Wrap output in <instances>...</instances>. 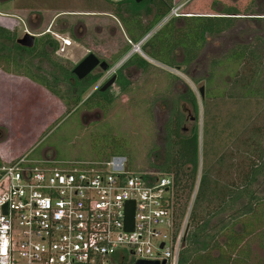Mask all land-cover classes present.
Segmentation results:
<instances>
[{
  "label": "rangeland",
  "instance_id": "374dc122",
  "mask_svg": "<svg viewBox=\"0 0 264 264\" xmlns=\"http://www.w3.org/2000/svg\"><path fill=\"white\" fill-rule=\"evenodd\" d=\"M118 1L124 7L148 2L0 0V24L16 29L18 37L25 27L34 33L48 31L51 38L54 32L70 37L73 41L71 46L66 47L63 52L54 51L51 54V59L64 69H71L86 54L92 52L111 65V72L122 66L127 59L121 63L120 61L133 48L122 22L114 14ZM172 1V7L178 4V1ZM182 1L187 3L179 9L181 14L219 15L227 8H235L232 12L238 13L234 14L237 18H233L230 26L221 33L206 34L204 46L189 65L178 64L182 59L179 47L174 52L177 66L170 67L146 58L149 66L145 70L129 64L130 67L122 69L131 78L129 86L121 91L117 85H113L109 91L112 101L104 107L93 106L94 99L89 105L82 104V101L77 105L72 102L65 105L43 86L42 88L32 80L15 74L16 69L24 70L22 67L13 69L11 63L6 64L1 60L0 73L8 74L0 80L1 146L8 151L16 146H29L26 151L29 159L53 166L105 160L114 154H123L127 157V170L155 174L159 171L152 163L159 164L163 160L166 126L171 125L176 131V114L182 113L186 118L180 130L172 132L173 148L179 150L180 135L191 137V130L195 127L199 131L198 169L194 186L192 189H182L181 186L187 179L185 173L179 174V183L174 185L178 222L182 224L187 212L190 214L204 170H207L210 180H235L236 175L257 159L250 144L253 142V135H256L257 140L261 138L257 137L260 135L257 131L262 134L264 132V97L240 96V92L233 97L228 95L233 87L232 79L237 80V83L248 82L257 74V63L255 58L246 55L240 64H236L228 55L235 50L263 54L264 0H213L211 4L204 6L191 5L188 3L190 0ZM21 7L29 9L22 11ZM146 7L148 8L143 13L144 24L156 11L153 3H148ZM17 16L22 17L25 23ZM164 23L163 19L156 23L150 37ZM132 26L129 24V27ZM188 38L192 45L197 39L195 31L189 33ZM56 42L59 47V41ZM126 46L131 47L123 52L122 50L127 49ZM141 50L148 53L149 47L141 46ZM132 54L134 62L140 56L143 57L138 51ZM162 54H165L164 50ZM34 62L42 66L43 73L67 97L68 84L63 75L58 70L54 71L48 62L41 63L36 57ZM214 62L216 66L213 65ZM55 74L59 77L56 82ZM258 74L262 80L261 85L264 86V67H261ZM93 88L94 85L82 94V100ZM188 89L197 97V118L193 115L190 101L180 98V94L186 93ZM224 89L226 91H222ZM222 92L223 95H220ZM174 107L175 113L172 112ZM191 116L193 119H190ZM26 134L31 135L32 139L27 145L24 140ZM8 139L12 141L5 143ZM261 191L264 192V181ZM177 193L179 199L176 202ZM188 216L186 232L190 221ZM249 242L251 256L248 259L245 256H234L231 264L264 263V251L250 239ZM127 260L124 264H133V257L129 254Z\"/></svg>",
  "mask_w": 264,
  "mask_h": 264
},
{
  "label": "built area",
  "instance_id": "2783aa9c",
  "mask_svg": "<svg viewBox=\"0 0 264 264\" xmlns=\"http://www.w3.org/2000/svg\"><path fill=\"white\" fill-rule=\"evenodd\" d=\"M173 6L163 21L181 14ZM56 52L72 39L53 33ZM134 51L140 44L128 40ZM114 72L113 70L108 73ZM171 174L127 170V157L62 166L22 154L0 165V264H178L186 220L178 222ZM134 202L133 227L125 228ZM6 205V212H4Z\"/></svg>",
  "mask_w": 264,
  "mask_h": 264
},
{
  "label": "trees",
  "instance_id": "16d2710c",
  "mask_svg": "<svg viewBox=\"0 0 264 264\" xmlns=\"http://www.w3.org/2000/svg\"><path fill=\"white\" fill-rule=\"evenodd\" d=\"M146 1V0H145ZM148 0L143 3H133L132 6H121L117 2L114 14L122 22L128 39L132 43H137L143 36L150 31L156 23H158L171 9L172 4L170 0L160 2L155 0ZM148 3H153L156 8L153 19L144 24L142 18V11L144 12L148 7ZM161 5V6H160ZM235 8H227L223 14L219 15H189L179 16L180 18H171L165 22L153 35L148 37L142 44L143 47H149V52H144L151 59L173 67L177 66L174 60V52L179 47L182 50V59L178 64L189 65L194 59L197 58L201 48L206 42V34L215 35L227 29L233 18L234 14H238ZM234 15V16H233ZM132 20V22H130ZM130 22V23H129ZM134 23V24H133ZM133 25L132 28L129 27ZM1 25V24H0ZM196 33L197 39L190 45L188 34ZM6 38V42L2 39ZM13 45V46H12ZM128 46V45H127ZM35 45L33 48H23L18 46L13 37L10 35L9 30L0 27V61L3 60L6 64L16 62L18 67L24 70L18 71L15 74L25 76L30 80L38 83L46 88L49 92L56 95L65 105L71 102L77 105L82 101V94L94 85L101 77V73L89 74L82 79L74 76L71 69H64L60 64L51 59V54L57 50L58 44L55 39L47 37L40 41L39 47ZM125 48L123 52L130 49ZM20 48L21 51L17 49ZM38 50L34 54V51ZM162 50L165 54H162ZM246 55H250L257 63V74L252 76L248 82H238L232 79L231 90L228 95L233 97L240 92V96H262L264 97V86L261 85L262 80L258 74L261 67H264V52L263 54L254 53L250 50L242 52L233 51L228 57L236 64H240ZM131 54L127 60L119 68V77L117 79V86L119 90H125L130 80L125 77L121 72L124 65L136 64L138 67L146 68L149 62L140 56L138 61L132 60ZM35 57L38 61L48 62L53 70H58L63 79L67 81V97L59 92L54 85L53 81L43 73V68L40 64L34 62ZM219 64V61H217ZM216 66V63L213 64ZM7 68V67H6ZM2 68L3 70H7ZM56 75V74H55ZM260 78V79H259ZM59 80L58 75L54 76V82ZM238 86V87H237ZM109 89L101 92L96 89L92 94L85 99L82 104H90L94 97L103 99L104 102H94L93 106L104 107L109 105L112 101V96ZM222 91H226L225 89ZM223 95V92L220 93ZM181 99L189 100L193 115L197 118L198 115V101L195 93L188 89L186 93L180 94ZM176 104V103H175ZM177 105V104H176ZM175 105V107H177ZM175 107L172 112L175 113ZM182 113L176 114L175 130L171 125L166 126V140L163 160L159 164L152 163L153 167L162 174H173L175 185L179 183L178 176L185 173L186 180L182 184V189L194 186V180L197 175L198 167V137L199 131L195 127L191 130L193 133L191 137H181L179 143V150L173 148V135L172 132L180 130V126L184 120ZM256 135L252 137L251 151L255 152L256 160L251 161L245 170L235 180H210L207 170L201 174L198 190L195 195L194 203L189 214V227L185 235L183 247L180 251L178 264H229L233 254L246 252L248 250L242 248L243 244L247 245V240L252 234L253 226L256 224L262 229L264 228V192L261 191L264 181V132L263 134L257 131ZM2 162L0 161V165ZM187 166V167H185ZM184 170L182 171V169ZM182 168V169H181ZM191 180V181H190ZM190 181V182H189ZM176 202L179 199V194H176ZM259 209L260 215L257 218L254 213ZM184 212V211H183ZM183 212L181 215H183ZM237 225H241L240 230L236 229ZM264 237V229L261 231ZM224 238L221 242L220 238ZM243 243V244H242ZM242 244V245H241ZM260 247L264 249V240L260 242ZM217 250L218 255L214 256L213 251ZM209 259H213L212 262Z\"/></svg>",
  "mask_w": 264,
  "mask_h": 264
},
{
  "label": "water",
  "instance_id": "95a60500",
  "mask_svg": "<svg viewBox=\"0 0 264 264\" xmlns=\"http://www.w3.org/2000/svg\"><path fill=\"white\" fill-rule=\"evenodd\" d=\"M141 1V0H136ZM152 34V30L148 31L143 38L138 41V44L142 43L145 39H147ZM17 42L21 45L32 47L34 42V35L30 33L24 34L23 37L18 38ZM134 52L133 48L124 56V58L120 61H125L132 53ZM140 53L143 55L144 58L152 60L150 57L145 55L141 50ZM97 65L100 66L102 70H107L109 68V63L105 60L100 61L98 56H96L94 53L90 52L86 54L82 60H80L72 69V72L78 79L84 78L86 75H88ZM14 69V68H13ZM116 79V75H112L105 84L100 88L101 91H104L109 86H111ZM201 94H203L202 88H200ZM4 212H6V205H4ZM133 213H134V202L129 201L127 203V210H126V219H125V228L128 230H131L133 227ZM134 264H160L157 260H136ZM162 264H164V261H162Z\"/></svg>",
  "mask_w": 264,
  "mask_h": 264
},
{
  "label": "crops",
  "instance_id": "0c3cea01",
  "mask_svg": "<svg viewBox=\"0 0 264 264\" xmlns=\"http://www.w3.org/2000/svg\"><path fill=\"white\" fill-rule=\"evenodd\" d=\"M170 1H172V0H170ZM176 1H178L177 3L178 4H176V6H180V8H183V6L185 5V3H187V1H182V0H176ZM173 2V1H172ZM213 2V0H190L188 3L189 4H191V5H200V4H203V6L204 5H207V4H211ZM155 7V6H154ZM168 14V13H167ZM167 14L164 16V17H166L167 16ZM191 15H193V14H191ZM194 15H209V14H194ZM211 15H213V14H211ZM163 17V18H164ZM162 18V19H163ZM173 18V17H172ZM169 19H171V18H169ZM168 19V20H169ZM120 20V19H119ZM167 20V21H168ZM167 21H165V22H167ZM152 30V29H151ZM153 31V30H152ZM125 34H126V36L128 37V35H127V33H126V31H125ZM129 40V39H128ZM146 40V39H145ZM144 40V41H145ZM144 41H142V43L144 42ZM141 43V44H142ZM142 51V50H141ZM143 52V51H142ZM145 54V53H144ZM146 55V54H145ZM8 74H1L0 73V80H1V78H4L5 76H7ZM19 76V75H18ZM23 77H25V76H23ZM27 78V77H26ZM29 79V78H28ZM30 80V79H29ZM32 82H34V81H32ZM34 83H36V82H34ZM38 84V83H37ZM39 85V84H38ZM40 86V85H39ZM42 87V86H41ZM43 88V87H42ZM45 90H47L46 88H44ZM49 92V91H48ZM26 137L24 138V140H25V142H26V145L27 144H29L30 143V141L32 140L30 137H31V135H29V134H26L25 135ZM9 141V143L12 141V140H10V139H8L5 143H7ZM10 145V144H9ZM29 149V146H26V147H18V146H16L15 148H11L9 151L8 150H6L5 148H3L2 146H1V144H0V161H4V160H7V159H9V158H13V157H15V156H19V155H22V154H28L26 151ZM260 215V212H259V209L254 213V216L257 218V216H259ZM242 228V226L241 225H237L236 226V229H238V230H240ZM262 229H264V228H262ZM262 229L256 224L255 226H253V230H252V234H251V236L248 238V240H247V245L246 244H241L242 245V248H245V250H248L249 251V254H248V256H247V254H245L246 252H244V253H242V252H240L239 251V253H234L233 254V256H232V259H233V257L234 256H245L247 259L251 256L250 255V242H249V239L252 241V242H255L256 244H257V247L259 248V249H261V250H263L264 251V249H262L261 247H260V242L262 241V240H264V237H262V234H261V231H262ZM220 240H221V242H224V238L223 237H221L220 238ZM213 255L214 256H216V255H218V251L217 250H214L213 252ZM231 259V260H232ZM211 262H212V260L213 259H209ZM207 262V261H206ZM206 262H205V264H206ZM264 262V261H263ZM262 262V263H263ZM229 264H231V261H230V263ZM264 264V263H263Z\"/></svg>",
  "mask_w": 264,
  "mask_h": 264
},
{
  "label": "flooded vegetation",
  "instance_id": "af4514ba",
  "mask_svg": "<svg viewBox=\"0 0 264 264\" xmlns=\"http://www.w3.org/2000/svg\"><path fill=\"white\" fill-rule=\"evenodd\" d=\"M29 8H26V7H21V10L22 11H24V10H28ZM147 10V9H146ZM145 10V11H146ZM144 11V12H145ZM143 11H142V18H143V13H144ZM156 12V11H155ZM28 13V15H30L29 14V12H27ZM155 15V13L151 16V18H150V20L151 19H153V16ZM20 20H22L24 23H25V21L23 20V18L22 17H20V16H17ZM149 20V21H150ZM27 22L29 23V21L27 20ZM3 26V27H2ZM0 27H2V28H4V29H6V30H9V32H10V35L13 37V40H14V42L18 45V46H20V47H23V48H33L35 45H37L38 47H39V44H40V41L41 40H43V39H45V38H47L48 37V31L47 32H39V33H34V32H31L27 27H25L24 29H23V33L21 34V36L20 37H18L17 36V30L16 29H14V28H12V29H9L10 27H8V26H4V25H0ZM8 28V29H7ZM26 33H30V34H33L34 35V42H33V46L32 47H27V46H24V45H21L20 43H18L17 42V39L18 38H21V37H23L24 36V34H26ZM3 41H5L6 42V38H4V39H2ZM13 46V45H12ZM37 47V48H38ZM127 47V46H126ZM18 51H21V49L20 48H18L17 49ZM56 52V51H55ZM34 54H35V51H34ZM98 58H99V60L100 61H102V60H104V58H102V57H99L98 56ZM82 60V59H81ZM78 63V62H77ZM11 67H14V69H16L17 67H18V65H17V63L16 62H11ZM76 65V64H75ZM74 65V66H75ZM133 65H136V64H132L131 66H133ZM73 66V67H74ZM149 66V64L146 66V68ZM73 67L71 68V70L73 69ZM119 67V66H118ZM117 67V69L115 68V70H114V72H112V73H108V71H109V69L111 68V65L109 64V68L107 69V70H102L101 68H100V66L99 65H97L89 74H96V73H101V77L98 79V81L94 84V88L90 91V93L86 96V98L85 99H87L91 94H92V92H94L96 89H99L100 90V88L105 84V82L112 76V75H116V79H115V82L111 85V86H109L107 89H111L112 88V86L113 85H117L116 83H117V79H118V77H119V74H120V72H119V68ZM127 67H130V65H128V66H126V65H124L123 66V68L122 69H125V68H127ZM136 67H138L137 65H136ZM140 69H142V70H145L146 68H142V67H139ZM121 72L125 75V77L127 78V79H131L130 78V76L129 75H127L126 73H124L122 70H121ZM73 73V72H72ZM74 74V73H73ZM88 74V75H89ZM75 76V75H74ZM87 76V75H86ZM85 76V77H86ZM76 77V76H75ZM107 89H105V90H107ZM104 90V91H105ZM101 91V90H100ZM104 91H101V92H104ZM95 99H94V102H97V101H99L100 103L102 102H104V100L103 99H99V97L97 96V97H94ZM84 98H83V100H82V102L85 100ZM98 106V105H97ZM76 107H78V106H76ZM185 118L186 117H184V120H185ZM190 119H193V116H191L190 117Z\"/></svg>",
  "mask_w": 264,
  "mask_h": 264
}]
</instances>
